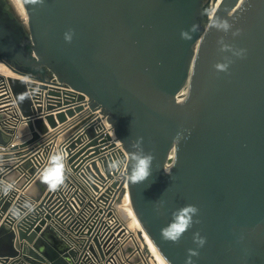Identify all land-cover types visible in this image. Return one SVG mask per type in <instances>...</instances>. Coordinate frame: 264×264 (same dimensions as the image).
Listing matches in <instances>:
<instances>
[{"label": "water", "instance_id": "95a60500", "mask_svg": "<svg viewBox=\"0 0 264 264\" xmlns=\"http://www.w3.org/2000/svg\"><path fill=\"white\" fill-rule=\"evenodd\" d=\"M23 4L26 21L10 0H0V62L14 74L8 80L23 129L35 139L81 111L82 102L101 109L128 155L131 141L143 137L144 151L155 156L152 175L138 185L128 182V190L167 264H185L188 249H197V231L206 244L194 264H264V0ZM202 10L229 19L242 34L209 30L212 17ZM193 24L199 31L182 39L181 30ZM69 29L71 43L64 40ZM220 37L247 49L246 57L221 52ZM224 57L233 63L217 72L214 65ZM181 128L190 135L177 152L172 143ZM84 134L89 144L97 142L92 128ZM7 144L0 128V145ZM22 202L0 206V264H71L45 201L14 219L10 210ZM186 204L199 208V223L178 244L163 241L160 229Z\"/></svg>", "mask_w": 264, "mask_h": 264}, {"label": "built area", "instance_id": "2783aa9c", "mask_svg": "<svg viewBox=\"0 0 264 264\" xmlns=\"http://www.w3.org/2000/svg\"><path fill=\"white\" fill-rule=\"evenodd\" d=\"M10 75L14 74L0 71V128L8 141L6 146L0 145V179L14 181L16 190L0 196V206L44 200L52 212L50 224L71 264H152L144 231L135 232L126 217L125 210H133L126 179L128 154L102 110H92L82 102L81 111L33 139L29 129L21 134L27 123L8 80ZM61 109L50 112L56 115ZM88 128L94 131L95 144H89L84 134ZM56 150L67 153L66 187L56 192L46 187L39 196L32 195L30 189L40 180V170ZM115 159L124 162L119 171L109 167Z\"/></svg>", "mask_w": 264, "mask_h": 264}, {"label": "clouds", "instance_id": "9594fccd", "mask_svg": "<svg viewBox=\"0 0 264 264\" xmlns=\"http://www.w3.org/2000/svg\"><path fill=\"white\" fill-rule=\"evenodd\" d=\"M26 5L33 7H44L45 0H23ZM243 3V0H241ZM201 15H211L212 19L208 25L209 30L215 29L223 32L225 35L231 33L232 37H238L242 34L241 28H234L232 22L229 19L218 16L215 11L202 10ZM228 17H233L232 13L228 11ZM199 31V25L193 24L188 30H181V38L184 40H190L192 34ZM74 36V30L69 29L64 33V40L67 43H71ZM217 44L221 52H231L233 57L243 59L246 57L247 49L234 48L232 45L225 43L224 37L218 39ZM233 63L231 57H224V62L216 63L214 68L217 72H227L229 66ZM190 135V130L181 128L177 131L173 137V145L176 146L178 152V145L182 139H187L185 135ZM127 158V173L126 179L131 185H138L145 182L152 175V166L155 156L152 152H145L143 147V137H138L131 141ZM177 160V158H176ZM3 160L0 159V165ZM125 166L124 162L119 159H115L110 162L109 167L114 171H119L121 167ZM68 161L67 153L63 150H56L48 156L47 163L39 172L40 182L46 185L49 192H56L66 187V181L68 178ZM16 190V183L10 180L0 179V196H7ZM165 201L161 200L156 205V211L159 213L164 207ZM35 210V205L31 200H24L21 205L13 207L10 210V214L14 219L22 220L24 216L32 213ZM199 215V208L193 204H186L172 211L170 222L160 229V237L165 242L178 244L183 235L193 227L194 224L199 223L198 219H195ZM193 243L196 244L197 249L202 248L206 244V237L200 235L197 231L193 233ZM197 249H188V258L185 264H194L192 257L198 256Z\"/></svg>", "mask_w": 264, "mask_h": 264}, {"label": "bare ground", "instance_id": "6f19581e", "mask_svg": "<svg viewBox=\"0 0 264 264\" xmlns=\"http://www.w3.org/2000/svg\"><path fill=\"white\" fill-rule=\"evenodd\" d=\"M10 1L13 5L15 11L19 14V16L23 20L26 21L27 20V12H26V9H25V6H24L22 0H10ZM0 71L4 74H13L11 72V70L2 62H0ZM24 131H26V129H22L21 134H23ZM129 209H130V211L128 209H126L125 211H127L126 217H127L128 222L130 223V226L132 227V229H134L135 232H138V231L141 232V230H143V227L141 225L139 218L135 214L134 210H132L131 208H129ZM142 235H143L142 237L144 238V242L148 245L149 251L151 252L152 264H167V262L162 257V255L158 251L157 247L155 246V244L153 243L152 239L147 234V232L144 231V233Z\"/></svg>", "mask_w": 264, "mask_h": 264}, {"label": "crops", "instance_id": "0c3cea01", "mask_svg": "<svg viewBox=\"0 0 264 264\" xmlns=\"http://www.w3.org/2000/svg\"><path fill=\"white\" fill-rule=\"evenodd\" d=\"M35 187V188H34ZM37 188V189H36ZM46 188V185H44L43 183L40 182V180L34 185L32 186V188L30 189V193L32 195L35 196H39L41 194V192ZM36 189V190H35Z\"/></svg>", "mask_w": 264, "mask_h": 264}, {"label": "flooded vegetation", "instance_id": "af4514ba", "mask_svg": "<svg viewBox=\"0 0 264 264\" xmlns=\"http://www.w3.org/2000/svg\"><path fill=\"white\" fill-rule=\"evenodd\" d=\"M208 1V0H207Z\"/></svg>", "mask_w": 264, "mask_h": 264}]
</instances>
